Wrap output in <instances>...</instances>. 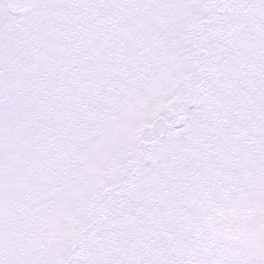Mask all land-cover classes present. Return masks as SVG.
Listing matches in <instances>:
<instances>
[{
	"label": "snow or ice",
	"instance_id": "snow-or-ice-1",
	"mask_svg": "<svg viewBox=\"0 0 264 264\" xmlns=\"http://www.w3.org/2000/svg\"><path fill=\"white\" fill-rule=\"evenodd\" d=\"M0 264H264V0H0Z\"/></svg>",
	"mask_w": 264,
	"mask_h": 264
}]
</instances>
